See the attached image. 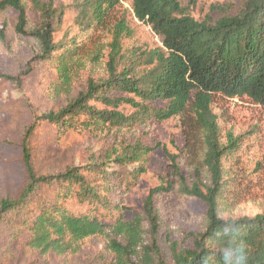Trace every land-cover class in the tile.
Masks as SVG:
<instances>
[{"label":"trees","instance_id":"1","mask_svg":"<svg viewBox=\"0 0 264 264\" xmlns=\"http://www.w3.org/2000/svg\"><path fill=\"white\" fill-rule=\"evenodd\" d=\"M195 7L196 0H73L58 7L54 0H0V17L14 14L12 26L0 22V55L14 56L27 39L39 60L55 70V97L69 95L81 72H103L61 111L36 117L24 137L30 138L42 122L61 134H117L152 119H175L184 137L175 154L166 152L157 185L142 211L129 220L123 198L146 173L153 148L119 142L56 175L37 174L24 149L26 184L16 198L0 201L5 241L27 235L23 247L31 254L67 259L97 237L110 256L104 264H168L158 243L160 228L170 221L167 211L197 200L206 209L204 228L192 236V247L171 248L170 264H264V193L262 213L222 218L239 203L244 176L238 162L240 137L227 134L223 141L211 107L220 95L264 108V0L220 6L217 19L203 21L191 17ZM68 9L76 12L78 33L56 43L55 29ZM132 21L147 25L161 46L143 52L123 49V41L133 38ZM30 69L27 65L20 75L0 79L16 82ZM154 102L165 105L155 108ZM11 255L12 248L0 244V264Z\"/></svg>","mask_w":264,"mask_h":264},{"label":"rangeland","instance_id":"2","mask_svg":"<svg viewBox=\"0 0 264 264\" xmlns=\"http://www.w3.org/2000/svg\"><path fill=\"white\" fill-rule=\"evenodd\" d=\"M44 1V0H41ZM73 0H54L55 6L71 5ZM243 0H196L191 17L197 21L206 18L217 19L218 7L233 5L239 7ZM123 8L130 11L128 3ZM76 12L65 11L61 26L55 29L53 39L58 43L68 40L78 33L74 23ZM128 20H132L127 16ZM7 21L12 26L14 14L6 12L0 22ZM133 38L123 41V49L133 52L148 51L161 46L160 40L151 29L137 21L130 22ZM108 39L107 42H109ZM138 52V53H139ZM108 49L105 51V56ZM39 52L27 39L20 41V47L14 56L0 55V75L15 77L31 68L25 76L16 82L0 79V201L14 199L26 184L25 157L23 150L28 149L29 161L39 175H56L65 169L86 164L92 157L98 158L104 152L116 148L119 142L141 143L153 148L147 157L146 173L139 178L131 191L123 198L127 208L124 218L129 220L142 211V203L148 192L158 183V176L167 165L166 152L175 154L184 145L181 127L175 119L157 122L151 120L144 126L134 124L117 134L89 133L69 131L59 133L47 123H38L30 138L24 137L26 129L35 118L49 112L61 111L73 101L79 92H84L87 81H99L102 70L91 69L81 72L73 82L69 95L57 98L52 92L57 76L48 62L38 58ZM106 61V58H104ZM104 76V75H103ZM165 102H154L155 108L164 107ZM212 111L216 115L223 141L227 134L240 137L239 166L244 176V190L239 192V203L232 213L222 218L239 219L254 217L262 213L264 193V108L246 98H226L216 95L212 102ZM131 114V110L126 111ZM169 215L168 224L162 225L158 234V243L163 259L171 262V248L177 250L192 247V236L201 232L205 225V206L200 201L189 200L187 204L176 203ZM22 235L16 242L5 241L0 234V244L10 246L12 255L6 264H104L110 256L104 248V242L97 237L84 241L80 252L67 259L50 253L46 257L28 252L23 244L28 240Z\"/></svg>","mask_w":264,"mask_h":264}]
</instances>
